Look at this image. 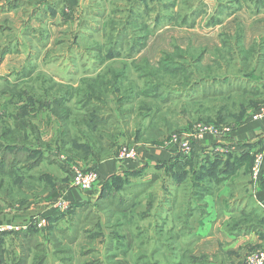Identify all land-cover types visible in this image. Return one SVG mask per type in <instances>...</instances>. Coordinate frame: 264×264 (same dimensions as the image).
I'll return each mask as SVG.
<instances>
[{
    "label": "rangeland",
    "instance_id": "374dc122",
    "mask_svg": "<svg viewBox=\"0 0 264 264\" xmlns=\"http://www.w3.org/2000/svg\"><path fill=\"white\" fill-rule=\"evenodd\" d=\"M230 11L236 13L231 18ZM66 29L49 48L45 31L14 27L7 38L0 34V126L15 131L14 119H20L22 127L20 134L7 135L20 150L5 155V170L18 162L14 174H0L3 222L12 223L9 213L29 211L32 218L59 211L56 200L74 187L69 166L94 170L102 157H121L137 142L163 150L198 125L228 128L217 113L234 124L264 105V0H94L77 30ZM138 43L144 45L139 52L129 50ZM76 93L102 98H71ZM76 102L87 104V112L76 113ZM220 106L226 109L217 112ZM162 166L155 167L166 172ZM131 174L104 183V194H96L92 205L68 208L49 228L47 220L21 253L41 242L44 264H113L119 255L124 260L118 250L124 248V226L117 222L140 217L137 210H149L152 202L150 178ZM89 228L95 237L80 238ZM109 233L115 240L104 238ZM130 238L126 247L140 237ZM132 253H126V264L156 261ZM7 254L10 260L11 249L0 245L1 264Z\"/></svg>",
    "mask_w": 264,
    "mask_h": 264
},
{
    "label": "crops",
    "instance_id": "0c3cea01",
    "mask_svg": "<svg viewBox=\"0 0 264 264\" xmlns=\"http://www.w3.org/2000/svg\"><path fill=\"white\" fill-rule=\"evenodd\" d=\"M92 2L94 0H0V34L7 38L14 27L26 30L28 27L33 33L45 31L50 35L45 47L49 48L50 43L66 28L70 32L77 30L79 18L84 17ZM230 12V18L236 14L235 11ZM10 42L15 48L16 43ZM18 48H21L20 44ZM94 76L95 73L82 75V78L91 79ZM232 94L233 90H229V95ZM84 95L88 99L94 98L88 93H76V97L71 95V98ZM76 104V113H82V109L87 112V104ZM223 106L216 111L225 110ZM237 106L241 108L239 104ZM233 108V113L238 114L237 107L233 105ZM251 112L234 124L222 122L229 126L226 131L204 133L200 139L190 138L192 149L187 157L181 155L177 144L170 142L158 151L155 144L137 142L133 147V156L102 157L93 166L98 175L94 189L88 192L74 186L64 191L62 198L72 207L86 202L92 205L93 197L102 195V183L112 177L127 173L149 177L151 206L149 210L146 206L141 211L137 210L140 217L117 222V226H124V242H121L124 245L120 246L125 249H118L124 250L120 251L124 260L119 255L113 258V264H126L127 252H133L131 255L139 259L152 256L156 260L153 264H242L251 252L264 250V170L258 180H252L250 175L253 154L262 152L264 156V116L253 119ZM221 118L217 113L216 119L219 121ZM164 164L166 172L158 168L163 171L161 175L155 166L163 167ZM161 182L166 184L157 185ZM60 213L52 210L46 215L50 217V222L55 223ZM31 214L26 211L18 217L12 216V213L9 216L12 223L21 227L25 226ZM128 225H134V229L127 230ZM17 233L4 232L0 235V240L3 239L0 244L11 249L10 260L7 254L2 264H15L21 255L20 245L27 240L19 239ZM79 236L87 239L95 237L89 232ZM112 236L109 233L104 238L110 240ZM77 237L74 240L78 241ZM130 237L140 238L137 245L126 247L128 242H132ZM106 246L113 248L112 244L103 248L106 249ZM95 249L100 252L96 246ZM90 250L87 249V252ZM149 251L152 252L150 255ZM56 262V259L51 260V264H62Z\"/></svg>",
    "mask_w": 264,
    "mask_h": 264
},
{
    "label": "built area",
    "instance_id": "2783aa9c",
    "mask_svg": "<svg viewBox=\"0 0 264 264\" xmlns=\"http://www.w3.org/2000/svg\"><path fill=\"white\" fill-rule=\"evenodd\" d=\"M264 116V105L258 107L251 115L253 119ZM198 129L193 134H189L184 138L178 140L176 137L169 142L171 144L175 143L179 146L180 153L183 157H187L192 149V144L190 138L200 139L203 137L204 133H221L228 130L225 127H219L215 125H198ZM133 148H123L121 151V158H127L129 155H133ZM125 154L126 157H122ZM135 154V153H134ZM72 174V183L74 186L79 187L84 191H92L97 183L98 175L94 170H82L77 167L69 166ZM264 170V156L262 152H255L253 154V160L250 167V175L252 180H258L260 178L261 172ZM56 202L58 203L59 212L67 210L70 205L61 197H59ZM47 219L45 215H36L26 221L25 226H18L14 223H0V233L4 232H17L21 228L25 229L28 226H33L37 229H44L46 226ZM242 264H264V250L251 252L247 255Z\"/></svg>",
    "mask_w": 264,
    "mask_h": 264
},
{
    "label": "trees",
    "instance_id": "16d2710c",
    "mask_svg": "<svg viewBox=\"0 0 264 264\" xmlns=\"http://www.w3.org/2000/svg\"><path fill=\"white\" fill-rule=\"evenodd\" d=\"M214 18H216V17H214ZM213 21L214 22L216 21V23L219 22L218 18L214 19ZM143 46L144 45H141V43L133 44V45L129 44V50L130 51H135L136 50L137 52H139ZM111 57H108V58H111ZM162 61H164V59H162ZM165 68H168V65H165ZM94 98L95 99H100L101 97L97 96V97H94ZM220 116H222V115L220 114ZM14 120L17 121V124L14 126V128H15L14 130L15 131H11L7 127H1L0 126V136L2 138H4V140L0 139V174H1L2 171H4V172L8 173V175H13L14 174V169L13 168L18 163L17 160L16 161L14 160V161L11 162V164L9 163V166H8V168L6 170L4 169L6 167V164H5V162H6L5 157L6 156L5 155L8 152V150H11V151L15 150L14 151L15 153H17L20 150L17 147H15V145L13 144V143L17 144L19 141H17V140H9V138H7V135H9L11 133L20 134V131L22 132V130H21L22 127H21V125H19L20 119H14ZM216 120H218V119H216ZM223 121H224L223 118H221V120H219V122H223ZM6 141L7 142H12L11 143L12 145L11 144L7 145ZM15 153H14V155H15ZM113 178H115V177H112L111 179H113ZM104 183H108V181L106 180ZM104 183L100 187L101 194H104V187H103ZM70 208H73V207L70 206L69 209ZM74 208H75V206H74ZM68 210L63 211V212L67 213ZM63 212H61L58 216L60 217L61 215H63ZM44 215L46 216V219L50 221V217L48 215H46V214H44ZM3 221L0 220V223H5ZM51 224H54V223L53 222H49V225H47V228L51 227ZM95 224L96 223H94V225ZM36 230H39V229H37V228H35L33 226H28L26 229H22V230L18 231L17 235H18L19 239L21 238L22 240H27V241H24V243H23V245L21 247V251H22V248H23V250L25 249V247H23V246L29 243L28 241H30L31 237L33 236V234H35ZM91 231H92V228L91 229L90 228L89 229H83V232H85L86 234H87V232H89L90 235H92ZM2 234L3 233H0V235H2ZM2 242H3V239L1 238L0 243H2ZM40 245H42L41 242L40 243H36L35 244L36 247L26 248V251H28V253L32 251L31 254L33 255L32 260H30L29 264H44V262H45V260L47 258V254L43 250L39 251L38 247ZM33 250H35V251H33ZM28 253L27 252L21 253V255H19L18 259L15 261V264H26L27 254ZM1 262H2V259H1V256H0V264H1ZM27 264H28V262H27Z\"/></svg>",
    "mask_w": 264,
    "mask_h": 264
}]
</instances>
